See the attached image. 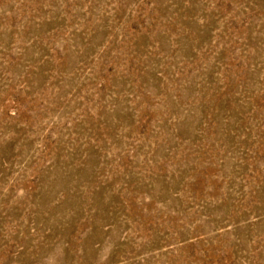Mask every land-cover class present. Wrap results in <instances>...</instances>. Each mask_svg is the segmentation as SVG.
I'll return each instance as SVG.
<instances>
[{
	"label": "rangeland",
	"instance_id": "obj_1",
	"mask_svg": "<svg viewBox=\"0 0 264 264\" xmlns=\"http://www.w3.org/2000/svg\"><path fill=\"white\" fill-rule=\"evenodd\" d=\"M0 264H264V0H0Z\"/></svg>",
	"mask_w": 264,
	"mask_h": 264
}]
</instances>
